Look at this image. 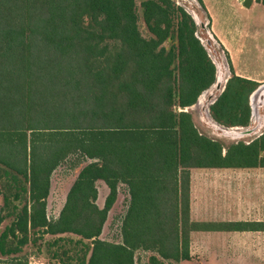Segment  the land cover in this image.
<instances>
[{
	"label": "trees",
	"instance_id": "trees-1",
	"mask_svg": "<svg viewBox=\"0 0 264 264\" xmlns=\"http://www.w3.org/2000/svg\"><path fill=\"white\" fill-rule=\"evenodd\" d=\"M196 31L174 0H0V223L12 218L0 264H27L18 255L39 234L79 237L81 263L135 264L137 250L190 261L193 231L264 232V222L190 220L191 169H264V132L224 145L180 111L215 80ZM224 53L230 77L209 112L246 128L259 84L235 75ZM73 155L85 164L49 221L50 176ZM98 181L108 189L101 209ZM119 184L129 202L121 243L111 244L99 236Z\"/></svg>",
	"mask_w": 264,
	"mask_h": 264
},
{
	"label": "rangeland",
	"instance_id": "rangeland-1",
	"mask_svg": "<svg viewBox=\"0 0 264 264\" xmlns=\"http://www.w3.org/2000/svg\"><path fill=\"white\" fill-rule=\"evenodd\" d=\"M174 1L176 4L192 10L198 16L199 21L208 25V18L196 0ZM206 2L208 3V8L212 16L215 18L216 28L223 34L230 48L231 56L238 72L250 78H264V9H262V7H256V9H253L246 15V13L243 12L239 13L238 10L231 11L232 5L230 4H233L234 0H207ZM229 24L231 26H229ZM206 28L209 29V26ZM227 28L230 29L229 32L225 31ZM199 32L203 40H210L205 29L200 28ZM142 34L146 35L144 29L142 30ZM214 40H210L212 44L210 47L213 52L212 56L225 68V72L230 75L226 54ZM260 85L261 84H259V86ZM262 85H264V83ZM217 94L218 91L215 90L213 95L216 96ZM207 96L208 94L205 97ZM188 112L191 114L193 123L199 133L208 138L221 141L224 145L239 141L248 143L255 138V135L245 136L241 139L219 137L217 132L205 121L204 115H201V105L192 107ZM258 113L259 118H253L249 127H254L260 122L261 127L259 133H261L264 132L263 107L259 108ZM80 161L81 158L76 155L68 156L52 172L50 176L49 195L46 200V213L49 221H54L58 218L65 202L66 194L79 170L85 164ZM0 185L3 186V180L0 181ZM95 187L97 190L95 204L101 209L108 195V189L105 184L100 181L95 183ZM117 190L119 200L114 203L109 210L99 236L101 241L111 244L121 243V227L129 202L127 187L124 184H119ZM2 204V198L0 197V209L2 208ZM21 205H23V201L19 203V207ZM259 219H264V170H259ZM11 221L12 218H6L0 223V234L9 226ZM248 237V240H258L256 236L249 235ZM257 237L259 238V247H261V245H264V234L259 233ZM30 238L31 242L24 246L21 253L18 255L21 260H26L27 264H87L88 255L85 256V262L81 263L86 249L83 247V244L79 242V237L75 235L40 236L39 234L35 236L32 235ZM233 240L246 241L247 236L237 234L233 237ZM261 255L264 256V249L259 248V257ZM150 256H156L165 264H175L170 261L162 260L154 252L143 250L135 251V264H148Z\"/></svg>",
	"mask_w": 264,
	"mask_h": 264
},
{
	"label": "crops",
	"instance_id": "crops-1",
	"mask_svg": "<svg viewBox=\"0 0 264 264\" xmlns=\"http://www.w3.org/2000/svg\"><path fill=\"white\" fill-rule=\"evenodd\" d=\"M201 1L208 18L209 33L228 54L235 75L263 84L264 78H250L238 72L230 48L216 28L207 0ZM230 5L232 12L238 10L248 15L256 7L264 9V0H234ZM259 170L264 169H191V222L199 225L264 222V219H259ZM118 200L117 196L116 202ZM259 233L264 234L259 231H193L189 243L190 261L175 264H264V256L259 257V248L264 249V245L259 247ZM237 234L247 236V240L234 241ZM249 235L256 236L258 240H248Z\"/></svg>",
	"mask_w": 264,
	"mask_h": 264
},
{
	"label": "water",
	"instance_id": "water-1",
	"mask_svg": "<svg viewBox=\"0 0 264 264\" xmlns=\"http://www.w3.org/2000/svg\"><path fill=\"white\" fill-rule=\"evenodd\" d=\"M182 7L192 17L193 21L195 22V25H196V28H197L196 36H197V38H199V40L201 41L202 45L206 49V51L208 53V56L210 57L213 65L215 67V80H214L213 84L207 90H209L210 88L213 89L212 90L213 92L215 90H217L218 91V94L216 96H214L213 93H210L206 97L205 103H203L204 106H205V110H206L205 115H206V117L209 118L208 125L211 126L217 132V135L219 137H224V138L230 137L231 139H241V138H243L245 136H250V135H255V138L259 137L263 133V132L259 133V129L261 127L260 122H258L257 125L254 126V127H249L248 126L246 128H240V127H225V126H222V125L218 124L217 122H215L212 119V117L210 115V112H209V107L216 101V99L218 98V96L224 90L225 84H226L227 80L229 79L230 75L227 74L226 77L224 78V80L218 81V79H217V72H218V69H219V67H218L219 63L212 56V53L213 52L210 49V47L212 45L210 40L211 39L214 40V39L211 36V34L209 33V29L206 28L208 25H205L201 21H199L198 16L192 10L186 8L185 6H182ZM200 28L201 29H205L207 31V34H208L210 40L209 39L203 40L200 37V35H199L200 34V32H199L200 31ZM229 73H230V71H229ZM261 89H264V85H262V84L260 86H258L251 93V95L249 96V105H250V108H251V121L253 120V118H255V119L259 118V113H258L257 107H256V104L257 103H255V97H257V95H258L259 91H261ZM207 90H205L204 92H206ZM204 92L201 93V95L198 97L196 103L193 106L187 107V108H181L180 111L188 112L189 109H191L192 107L198 105L199 100H200V97L202 96V94ZM201 112H202V107H201Z\"/></svg>",
	"mask_w": 264,
	"mask_h": 264
},
{
	"label": "bare ground",
	"instance_id": "bare-ground-1",
	"mask_svg": "<svg viewBox=\"0 0 264 264\" xmlns=\"http://www.w3.org/2000/svg\"><path fill=\"white\" fill-rule=\"evenodd\" d=\"M218 67H219V69H218V72H217V79H218V81H221V80H224V78L226 77L227 73L225 72V68L221 64H219ZM212 90L213 89L210 88L209 90L204 92L202 94V96L200 97V100H199V103H198V105H201V107H202V112L201 113H202V115H204V119H205V121L207 123H208L209 118L206 117V115H205L206 110H205V106H204L203 103H205V100H206L205 96L207 94L209 95L210 93H213ZM202 97H203V100H202ZM255 103H257L256 104L257 111H259L260 107H263V109H264V89H261V91H259L257 97H255Z\"/></svg>",
	"mask_w": 264,
	"mask_h": 264
}]
</instances>
